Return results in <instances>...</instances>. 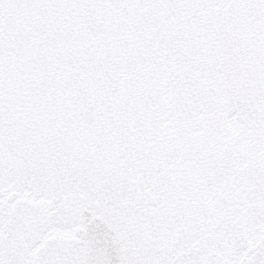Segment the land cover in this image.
I'll use <instances>...</instances> for the list:
<instances>
[{"label":"snow or ice","instance_id":"1","mask_svg":"<svg viewBox=\"0 0 264 264\" xmlns=\"http://www.w3.org/2000/svg\"><path fill=\"white\" fill-rule=\"evenodd\" d=\"M0 264H264V0H0Z\"/></svg>","mask_w":264,"mask_h":264}]
</instances>
